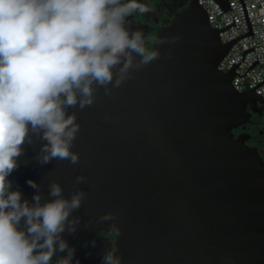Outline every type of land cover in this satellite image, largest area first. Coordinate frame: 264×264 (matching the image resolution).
<instances>
[{
  "label": "water",
  "instance_id": "water-1",
  "mask_svg": "<svg viewBox=\"0 0 264 264\" xmlns=\"http://www.w3.org/2000/svg\"><path fill=\"white\" fill-rule=\"evenodd\" d=\"M127 26L146 44L147 26L128 17ZM229 47L192 0L157 32L153 61L111 96L101 87L92 106L68 109L80 125L78 164L41 165L45 142L24 145L8 177L23 199L37 194L29 179L42 203L55 199L53 181L66 199L88 193L69 217L79 218L76 231L61 234L72 264H103L105 254L119 264H264V158L249 133H236L264 100L219 70ZM106 213L112 219L101 220Z\"/></svg>",
  "mask_w": 264,
  "mask_h": 264
},
{
  "label": "clouds",
  "instance_id": "clouds-1",
  "mask_svg": "<svg viewBox=\"0 0 264 264\" xmlns=\"http://www.w3.org/2000/svg\"><path fill=\"white\" fill-rule=\"evenodd\" d=\"M150 10L137 0H0V264H51L57 251L67 252L59 264H72L74 249L61 234L76 231L79 218L69 217L88 193L66 199L53 181L55 199L42 203L39 185L29 179L37 189L29 203L8 177L24 145L37 141L45 142L36 156L41 165L79 163L72 148L80 125L68 109L92 106L101 87L111 96L157 57L142 31L127 26V17ZM85 180L76 177L77 184ZM103 264L119 262L105 254Z\"/></svg>",
  "mask_w": 264,
  "mask_h": 264
},
{
  "label": "built area",
  "instance_id": "built-area-1",
  "mask_svg": "<svg viewBox=\"0 0 264 264\" xmlns=\"http://www.w3.org/2000/svg\"><path fill=\"white\" fill-rule=\"evenodd\" d=\"M227 2L226 9L217 0H198L221 42L230 45L218 68L234 73L235 90L254 91L264 100V0Z\"/></svg>",
  "mask_w": 264,
  "mask_h": 264
},
{
  "label": "flooded vegetation",
  "instance_id": "flooded-vegetation-1",
  "mask_svg": "<svg viewBox=\"0 0 264 264\" xmlns=\"http://www.w3.org/2000/svg\"><path fill=\"white\" fill-rule=\"evenodd\" d=\"M191 1L192 0H137L138 3L147 5L151 10L144 14H141L139 12L133 13V15L129 16L128 18H132L134 21L147 26L148 33L145 37V47L148 51L152 52L157 32L160 29L167 27L175 18L176 13L184 9L185 4L188 3L189 5ZM124 2H127V0H124ZM256 108L258 110L254 112L250 107H248V111L252 112L250 120L245 126L239 128L236 133L238 134V131L249 133L250 139L248 140V143L251 142L250 144L252 146L258 148L261 141L256 136H254V133L262 124L261 119L263 117L264 104H258ZM105 235L109 237V240H111V242L114 243L116 237L115 235ZM87 244H89V242L85 243L84 246H86ZM66 255V251L63 253L57 251L52 258L51 264H59L60 258Z\"/></svg>",
  "mask_w": 264,
  "mask_h": 264
},
{
  "label": "rangeland",
  "instance_id": "rangeland-1",
  "mask_svg": "<svg viewBox=\"0 0 264 264\" xmlns=\"http://www.w3.org/2000/svg\"><path fill=\"white\" fill-rule=\"evenodd\" d=\"M188 5V3L187 4H185V7ZM261 121H262V124H261V126L258 128V130L257 131H255V133H254V136H256L261 142L259 143V146H258V150H259V152H260V154L263 156V158H264V112H263V117H262V119H261ZM241 132H243V131H238V133H241ZM251 143V142H250ZM249 143V144H250ZM251 145V144H250Z\"/></svg>",
  "mask_w": 264,
  "mask_h": 264
}]
</instances>
